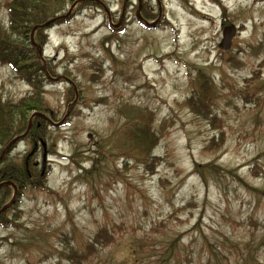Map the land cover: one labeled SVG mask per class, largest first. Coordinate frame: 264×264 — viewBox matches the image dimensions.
<instances>
[{
	"label": "rangeland",
	"instance_id": "374dc122",
	"mask_svg": "<svg viewBox=\"0 0 264 264\" xmlns=\"http://www.w3.org/2000/svg\"><path fill=\"white\" fill-rule=\"evenodd\" d=\"M5 1L0 0V27L7 28ZM101 1L77 5L65 21L53 23L40 38L33 35L31 45L44 46V108L37 110L66 120L58 127L44 122L43 134L36 135L47 142L46 174L41 176V164L36 188L23 190L12 211L19 217L10 218L8 211L9 224L0 225V264H72L70 247L83 251L101 226L115 239L82 264H133L132 247L142 264H151L176 237L183 239L181 252L194 257H204L208 240L216 251L224 243L232 260L235 245L251 242L264 259V195L257 191L264 189V91L260 101L242 93L254 72L257 82L264 81V0H222L226 10L213 0H190L194 6L162 0L164 16L152 30L135 19L137 0ZM71 4L51 18L68 14ZM144 4L158 13L157 0ZM225 20L245 25L227 53L218 48ZM231 55L239 62L220 61ZM199 65L215 76L221 94L216 110L228 140L216 155L202 149L218 130L179 105L190 92L189 73ZM29 91L9 65H0L4 98ZM150 110L156 127L164 120L170 124L155 149L162 162L154 173L133 160L126 166L120 155L107 162L99 157L111 147L102 146L105 139L112 135L114 144L137 111ZM33 143L24 140L10 156L22 160ZM42 152L41 147L34 156L40 162ZM213 157L221 171L207 173L204 181L195 164ZM93 158L102 165L94 167ZM254 159L260 165L255 176Z\"/></svg>",
	"mask_w": 264,
	"mask_h": 264
},
{
	"label": "trees",
	"instance_id": "16d2710c",
	"mask_svg": "<svg viewBox=\"0 0 264 264\" xmlns=\"http://www.w3.org/2000/svg\"><path fill=\"white\" fill-rule=\"evenodd\" d=\"M74 1H5L9 26L7 28L0 27V65H9L30 86V91L18 99H6L0 94V152L13 136L25 130L30 112L33 109L44 108L41 100L44 92L45 75L42 72L41 59L37 49L31 45L29 40L31 29L34 25L43 23L54 16L64 4ZM88 2L95 3L92 0L81 1L78 3V7L84 6ZM149 13L152 14L151 11H148V16ZM45 29H36L35 36L40 38L41 32ZM226 60L232 62L234 57L230 56ZM194 70V75L189 73L188 77L190 92L179 102V105L218 130V133L212 135L203 147L205 153L214 154L222 150L227 138L221 118L216 111V104L221 94L215 83V78L206 70V67L198 66ZM258 79L259 75H255L245 80L246 84L242 93L245 94L247 100L252 101L250 96H256L258 101L262 98L260 94L264 90V81L260 83L257 82ZM136 113L138 115L130 122V125L119 132L122 136L117 141L115 140L114 144L112 135L104 140L103 147L107 142L111 143L108 150L109 155L100 150L99 157H106L104 161L107 162L110 157L120 155L126 166L129 165V161L133 160L136 165L142 166L147 173H154L162 162V157L155 152V149L158 147L160 139L169 133L170 124L164 120L159 127H156L154 125L156 122L155 114L152 110L137 111ZM42 132L43 127L38 128L37 126L30 131L31 134L35 135H40ZM93 161L94 167L102 165V160L99 158H93ZM259 166L257 159H254V166L251 169L254 175L259 173L257 171ZM219 167L220 165L215 161L195 164L196 171L203 177L204 181H207V173L221 171ZM95 169L85 174L87 180H91L88 177L93 176ZM31 173L34 176V172L31 171ZM8 178H13L18 182L22 192L28 187L36 188V179L28 175L24 162L6 155L0 163V179ZM257 191L264 195V189H257ZM9 195L10 188L8 186L0 187V206L5 203ZM14 208V206L10 207L5 214L0 216V225H8L11 217H19L18 212H12ZM8 211L12 212L10 218L7 215ZM114 239V233L110 232L106 226H101L85 244L83 251L70 247L67 256L72 264L85 263L92 254L110 245ZM181 240H183L181 237L172 238L168 244L162 247V255L158 254V257L152 255L156 257L150 261L151 264H264V259L257 256V250L254 245H251V242H246L242 246L235 245L234 254L236 258L232 260L223 251L225 249L224 243L219 249L216 246L218 250L216 251L214 245L207 240L208 251L206 254L204 253L205 255L203 254L204 257L201 254L194 257L187 251L181 252ZM192 242H189L190 246ZM259 244L263 245L264 239ZM130 255V261L133 264L145 262L137 247L131 248Z\"/></svg>",
	"mask_w": 264,
	"mask_h": 264
},
{
	"label": "water",
	"instance_id": "95a60500",
	"mask_svg": "<svg viewBox=\"0 0 264 264\" xmlns=\"http://www.w3.org/2000/svg\"><path fill=\"white\" fill-rule=\"evenodd\" d=\"M69 14H70V11H69V13L66 14V15L57 16V17H55V18H52V19L46 21L45 23L35 25V26L33 27V29H32V33H31V40H32V43L35 44V41H34V39H33V35H34V30H35L37 27H43V26H46V25H48V24H51L53 21H55V20H57V19H60V18H63V17H67V16H69ZM138 17L141 18L140 16H138ZM157 24H158V20H157V21H154V22H146V23H145V25H146L147 27H150V28L156 27ZM118 25H119V24H118ZM118 25H117V26H118ZM235 31H236V28H235L234 25H231V26L226 27L225 30H224V39H223V41L221 42L220 46H222L224 49H227V48L230 46V44H231V39H232V36L234 35ZM38 50H39V52H41V48H40V46L38 47ZM35 115H42V116L45 117V114H43L42 112H35V113H33V116H35ZM33 116H32V117H33ZM32 117H31V119H30V122H29V124H28V127H27L26 131H25L24 133L20 134V135H17L16 137H14V138H13V139H12L7 145H6V147L2 150V152H1V154H0V160L5 156L6 152L9 150V148L11 147V145H12L13 143H15V142L18 141L19 139L25 137V136L28 134V132H29V130H30V128H31V125H32V121H31V120H32ZM61 123H62V121L56 123V125H59V124H61ZM34 150H35V148H34ZM34 150H33V151H34ZM33 151H32V152H33ZM4 184H12L13 187H14V189H15V192H14V195H13L12 199H11L8 203H6L3 207L0 208V213H2V212H3L8 206H10V205L16 200V195H17V193H18V191H17V187H16V185H15L12 181H4V182H0V186H2V185H4Z\"/></svg>",
	"mask_w": 264,
	"mask_h": 264
},
{
	"label": "flooded vegetation",
	"instance_id": "af4514ba",
	"mask_svg": "<svg viewBox=\"0 0 264 264\" xmlns=\"http://www.w3.org/2000/svg\"><path fill=\"white\" fill-rule=\"evenodd\" d=\"M39 125V124H38ZM38 166V161L36 160V167Z\"/></svg>",
	"mask_w": 264,
	"mask_h": 264
}]
</instances>
